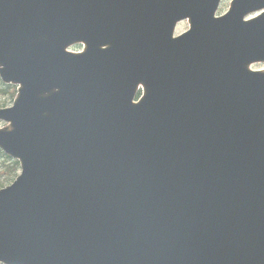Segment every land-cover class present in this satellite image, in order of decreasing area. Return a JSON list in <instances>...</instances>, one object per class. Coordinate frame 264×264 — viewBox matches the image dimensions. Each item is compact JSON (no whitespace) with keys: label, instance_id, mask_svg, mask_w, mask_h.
Returning a JSON list of instances; mask_svg holds the SVG:
<instances>
[{"label":"water","instance_id":"95a60500","mask_svg":"<svg viewBox=\"0 0 264 264\" xmlns=\"http://www.w3.org/2000/svg\"><path fill=\"white\" fill-rule=\"evenodd\" d=\"M220 1L0 0V263L264 264V0Z\"/></svg>","mask_w":264,"mask_h":264},{"label":"rangeland","instance_id":"374dc122","mask_svg":"<svg viewBox=\"0 0 264 264\" xmlns=\"http://www.w3.org/2000/svg\"><path fill=\"white\" fill-rule=\"evenodd\" d=\"M230 4H231V0H222L219 11H218V15L226 12L229 9ZM188 28H189L188 22L184 21V22L179 23L176 27L175 35H178L184 31H187ZM70 50L73 52H81L83 50V46L82 45H74L70 48ZM251 69H253V70H264V63L254 64L251 67ZM5 86H8V85L2 84V82L0 80V108H3L5 106H9L12 103V100H10L9 95L6 93V90H5L6 87ZM10 86H12V85H10ZM140 95H141V89H140V91H138V94H137L135 100L137 98H139ZM4 127H6V124L0 121V129H2ZM5 156H7V155H5ZM8 158L10 160H13L10 157H8ZM9 163L10 162L8 160H6L2 156H0V185L2 184L5 186H8L9 184H11L16 179V177L20 173V169L13 171L12 166Z\"/></svg>","mask_w":264,"mask_h":264},{"label":"trees","instance_id":"16d2710c","mask_svg":"<svg viewBox=\"0 0 264 264\" xmlns=\"http://www.w3.org/2000/svg\"><path fill=\"white\" fill-rule=\"evenodd\" d=\"M5 90H6V93L9 95L10 97V100H13V98L15 97V94H16V88L14 86H5ZM0 156H2L4 159L8 160L10 163V165L12 166V169L13 171L15 170H19V164L17 161H14V160H10L7 156H5L1 151H0ZM3 186L5 185H0V188H2Z\"/></svg>","mask_w":264,"mask_h":264}]
</instances>
